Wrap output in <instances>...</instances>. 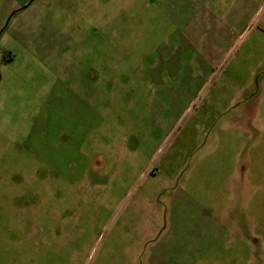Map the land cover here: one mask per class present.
I'll list each match as a JSON object with an SVG mask.
<instances>
[{"label": "rangeland", "instance_id": "374dc122", "mask_svg": "<svg viewBox=\"0 0 264 264\" xmlns=\"http://www.w3.org/2000/svg\"><path fill=\"white\" fill-rule=\"evenodd\" d=\"M245 261L264 0H0V264Z\"/></svg>", "mask_w": 264, "mask_h": 264}, {"label": "crops", "instance_id": "0c3cea01", "mask_svg": "<svg viewBox=\"0 0 264 264\" xmlns=\"http://www.w3.org/2000/svg\"><path fill=\"white\" fill-rule=\"evenodd\" d=\"M13 2V1H12ZM11 3V2H10ZM14 3V2H13ZM12 7H11V9L13 8V9H17L18 8V6H16L15 4L13 5H11ZM11 9L9 10V11H11ZM246 263V261L244 262V264Z\"/></svg>", "mask_w": 264, "mask_h": 264}, {"label": "trees", "instance_id": "16d2710c", "mask_svg": "<svg viewBox=\"0 0 264 264\" xmlns=\"http://www.w3.org/2000/svg\"><path fill=\"white\" fill-rule=\"evenodd\" d=\"M21 11V10H20ZM20 11H15L14 13H13V17L16 15V14H18Z\"/></svg>", "mask_w": 264, "mask_h": 264}]
</instances>
